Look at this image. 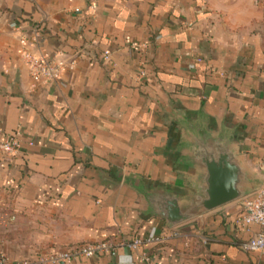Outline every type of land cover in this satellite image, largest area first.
I'll use <instances>...</instances> for the list:
<instances>
[{"label":"crops","instance_id":"1","mask_svg":"<svg viewBox=\"0 0 264 264\" xmlns=\"http://www.w3.org/2000/svg\"><path fill=\"white\" fill-rule=\"evenodd\" d=\"M25 49L63 62L61 80H35ZM205 133L230 141L257 190L264 0H0V139L21 143L0 156L11 259L152 238L64 264H264L245 247L259 227L241 221L256 190L176 226L159 213L162 191H194Z\"/></svg>","mask_w":264,"mask_h":264},{"label":"water","instance_id":"2","mask_svg":"<svg viewBox=\"0 0 264 264\" xmlns=\"http://www.w3.org/2000/svg\"><path fill=\"white\" fill-rule=\"evenodd\" d=\"M193 157L199 169L194 191L184 197L169 190L158 194L159 213L169 226L179 225L256 190L252 191L246 168L229 140L208 138L205 133L197 140Z\"/></svg>","mask_w":264,"mask_h":264},{"label":"built area","instance_id":"3","mask_svg":"<svg viewBox=\"0 0 264 264\" xmlns=\"http://www.w3.org/2000/svg\"><path fill=\"white\" fill-rule=\"evenodd\" d=\"M39 36V31L35 32V41ZM23 45L26 44V39H21ZM135 47L136 44H133ZM144 46V45H141ZM109 52H105L108 56ZM22 58L29 69L30 75L37 81L47 83L50 81L61 80L65 65L63 62L50 58L45 54H36L31 50L25 49L22 53ZM201 61V59H199ZM73 63H71L72 65ZM141 76H145V72H141ZM21 143L16 137H8L0 139V156L4 159H13L19 154ZM244 213L241 218L245 224L257 225L258 232L246 244V249L249 251H264V180L260 187L243 202ZM154 239L147 238L145 240L135 238L131 241H120L113 243L111 241H95L84 242L72 245L66 250L48 254L38 255L34 259L13 260L10 256L0 249V264H64L79 258H92L97 255H116L120 248H138L144 242H153ZM148 257H144V261H149Z\"/></svg>","mask_w":264,"mask_h":264}]
</instances>
